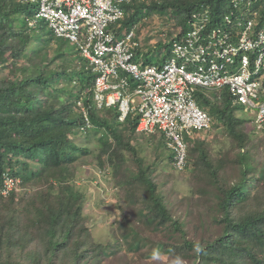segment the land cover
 <instances>
[{"label":"trees","instance_id":"obj_1","mask_svg":"<svg viewBox=\"0 0 264 264\" xmlns=\"http://www.w3.org/2000/svg\"><path fill=\"white\" fill-rule=\"evenodd\" d=\"M226 1L132 3L125 7L123 29L135 26L146 11L168 13L171 20L178 17L180 36L147 53L154 56L148 61H156L155 56L160 61L163 52H167L163 60L170 58L172 43L188 32L196 11L207 10L217 25L227 16L236 18L239 10L251 19L258 12L255 25L263 23L264 0H232L227 6ZM228 12L231 15L225 16ZM36 14L35 7L19 0H0V186L6 174L21 180L8 197L0 195V264H140L128 260L132 251L148 259L174 256L177 264H264V158L258 157L247 130L254 118L241 117L242 108L226 92L196 91L199 106L214 121L212 131L223 127L232 147L215 159L204 141L199 142L191 168L192 137L187 139L190 156L185 169L192 170L199 182L211 184L215 196L212 207L203 201L194 216L201 222L189 230L187 220L174 214L177 209L153 181L152 164L136 157L135 140L143 137L136 133L138 115L119 122L113 109H102L104 115L100 114L89 91L94 76L72 71L63 63L62 52L48 61L51 56L41 41L51 52L60 49L51 31L44 37L37 32L39 27L28 26ZM226 28L234 32L231 25ZM82 131L86 141L78 143L74 135ZM100 134V145L93 150L90 138ZM232 153L235 159L230 158ZM126 154L137 161L138 172L126 184L128 204L119 211L118 238L98 241L84 216L87 198L75 184V164L90 155L99 164L108 161L118 172ZM207 217L212 218L211 225L205 223ZM212 232L216 237L207 239ZM201 233L203 238H198Z\"/></svg>","mask_w":264,"mask_h":264},{"label":"built area","instance_id":"obj_2","mask_svg":"<svg viewBox=\"0 0 264 264\" xmlns=\"http://www.w3.org/2000/svg\"><path fill=\"white\" fill-rule=\"evenodd\" d=\"M23 1L38 4V16L47 21L55 36L77 44L83 55L98 67L108 65L102 60L106 56L111 66L128 71L140 81L133 94L116 92L111 94L109 102L125 94L138 95L144 103L141 110L145 112L140 130L165 132L170 146L177 152L180 169L187 156L184 135L192 136L195 129L211 127V118L194 100L195 87L207 90L228 87L239 103L255 110L257 128H264V27L262 32L257 30L260 21L255 25L254 19L258 13L253 14L254 19L238 21L236 33L215 30L208 38L203 36V31L210 20L209 13H194L191 31L183 41L174 43L176 59L163 70L149 67L141 71L132 64L133 50L139 47L136 30L121 38L116 36L125 16L124 6L140 0ZM226 20L233 25L231 17ZM107 80V77L97 80L99 100L105 89H117L106 85ZM126 102L122 104L126 106ZM131 109L134 107L123 108L125 112Z\"/></svg>","mask_w":264,"mask_h":264},{"label":"rangeland","instance_id":"obj_3","mask_svg":"<svg viewBox=\"0 0 264 264\" xmlns=\"http://www.w3.org/2000/svg\"><path fill=\"white\" fill-rule=\"evenodd\" d=\"M154 1L159 2V0ZM231 3L232 0H228L224 5L227 6ZM35 11L37 12V5ZM238 14H241L240 10ZM227 15L231 14L228 12L225 16ZM177 18L178 17H175L174 20H171V16L168 15V13L162 14L153 10L141 14L137 24H139V32L142 31V33H140V35L142 34V48L151 51L154 49L152 47L159 43H171L170 37L179 33V29L175 25ZM31 20L39 23V30L36 29L39 35L47 36L50 29L46 22L37 17H33ZM244 20L245 18L242 21ZM226 27L227 23L224 19L222 24L216 26V29H224ZM54 40L60 51L51 52L47 50L46 44H43L44 41H41V48L43 47V51H46L51 56L48 58V61L54 58L59 52H62L64 54V56H62L63 63L69 66L72 71L79 69V72H86L85 67H88V62L82 56L77 45L67 40ZM240 108H242L239 111L240 116L249 121L253 110L249 107ZM100 114H103V112ZM247 130L252 138V143L256 144L255 147L259 152L258 157L264 158V129L259 130L253 123L248 125ZM85 136L84 131H82V134L74 135V139L76 142L81 143L86 141ZM160 136H163V134L156 133L155 136L144 134L142 137L143 140H135V144L137 145L136 157L144 158L146 160V165L152 164L151 166L154 170L153 181L160 185L161 191L166 193V200L170 202L173 207L175 206V210L177 209V212L175 211L176 213L174 212V214L184 217L189 223V230H192L194 226L197 227L199 222H201L199 217L194 220V216L198 215L197 210L203 208V201H206L211 207L215 205L213 204L215 196L211 195V189L213 187L209 183L205 184L195 179L194 174L191 172L192 170H186L181 173L175 171L172 167L170 153L168 149L162 146L163 140ZM227 136L228 134L225 129L218 125L210 134L194 133L190 140L189 152L192 153L196 145L204 141L205 146L209 149L213 158L217 159L222 155L228 154L227 152L230 151L232 147L231 140L228 139ZM90 139L92 140L91 148L94 150L97 145H100L99 140H102L101 134L97 138L92 137ZM154 147L159 148L156 149ZM156 155L160 156L159 161H156ZM125 156L126 159L120 164L121 167L118 169V172H115V168L108 161L99 164L98 160L90 155L83 157L85 159L81 160L78 165L75 164L77 168L75 184L84 192L87 198L84 206V216L88 217L89 226L92 228L94 237L97 238L98 241H112L118 238L117 229H119L122 224L119 211L121 207H125L126 204H128L127 189L129 188H126V184H129V180L135 178L138 172V163L136 160L134 161V157L128 154ZM190 157L191 168H195L194 162L197 159V154L192 153ZM230 158L235 159L233 153L230 155ZM230 173L232 174V172ZM164 181L165 183H163ZM163 184H165L164 187H162ZM197 190H202V193H197ZM256 190H258V187H256ZM210 197H212L211 200ZM188 212H192L193 215L187 217L185 214ZM204 221L211 225L212 218H204ZM216 229L217 227L215 226V230ZM193 231L196 232V229ZM157 235L158 234L154 233L150 234V236L154 238H156ZM159 236L163 237L161 235ZM203 236L204 235L201 233L198 238H203ZM211 237H216V235L212 232L207 236V239ZM140 253L138 251L127 253L128 260H134L140 264H177L178 261V258L169 255L148 259L140 255Z\"/></svg>","mask_w":264,"mask_h":264},{"label":"clouds","instance_id":"obj_4","mask_svg":"<svg viewBox=\"0 0 264 264\" xmlns=\"http://www.w3.org/2000/svg\"><path fill=\"white\" fill-rule=\"evenodd\" d=\"M143 1L150 2L152 0H140V1H135V2H132V3H141ZM19 2H21L24 5H30L32 7H35V9H36V5H37V14L34 17L40 18L38 16V13H39V5L38 4H34V3H31V2H24L23 0H19ZM159 2H162V0H159ZM132 3H130V4H132ZM130 4H128V5H130ZM250 4L251 3H249V5ZM126 6L127 5L124 6L125 14H126V10H125ZM196 12H194V13H196ZM203 12L204 13H209L205 9H203ZM256 13H258V12H256ZM193 14H192V17H193ZM168 15H170V14H168ZM258 16H259V13H258ZM192 17L189 19V22H188V27H189L188 32L183 37H181L180 39H177L175 42L183 41L185 39V37L188 35L189 31H191L190 20L192 19ZM209 17H210V15H209ZM227 17H230V16H227ZM237 17H239L238 20H240V21H242L244 18H245L244 21H248L249 19H251V17L248 16V13H243V11H241V14H238ZM32 18L33 17H31L28 20V26H30L32 28H37L39 23H36V21H32L31 20ZM226 18H225L226 23L228 25H231L233 30H234V33H236V24L238 23V20L232 18V20H233V25H232V24H229L227 22ZM41 19L43 21H45L46 24L49 26V24L47 23V21L45 19H43V18H41ZM252 19H254V16L252 17ZM124 20H125V16H124V19L121 22V29L116 32V36H117V38H121L123 36V34L128 33V32H130L133 29L136 30L137 36L135 38V41H137L139 43V47H137V48H135L133 50L132 64L134 66H136L138 70L145 71L149 67H156L159 70H163L164 67L167 64H169L174 59H176V56L173 53V48H174V43H175L174 42V43H172V49H171L170 58H168L166 60L165 59L163 60L164 54L166 55L167 52H163L162 51L164 54L162 53L160 61L159 60L148 61L149 58H152L154 56H147V53H149V52H151L153 50H156V47L158 46V44L153 46L152 48H154V49L151 50V51L150 50H145L144 48H142L143 47L142 37H141L142 34L140 35V33H142V31L139 32V24H136L135 26L130 27V28L123 29V25L122 24H123ZM175 25L178 27L179 33L177 35L174 34L173 37L177 38L178 36H180V34L182 32V29L178 25V19H177ZM216 26H218V25L214 24V23L212 24V21H211V18H210L209 22L206 25V28L203 31V34H204L203 36L205 38H208L209 36L212 35L213 31H215V30H222V31L226 30V31H229L228 28L216 29ZM262 27H264V20H263L262 24L260 23V25H258V29L257 30H260V32H262ZM49 29L52 32L54 39L69 41L68 39H65V38L56 37L54 31L50 28V26H49ZM260 37H259V39H260ZM159 44H161V43H159ZM166 44L168 45V43H166V42L163 43L162 45L166 46ZM77 47H78L79 51L81 52L82 56L88 62V67H85V71H88L89 73H91V75L94 76L93 85H92V87L90 88L89 91L92 92L91 96H92V99L95 101L97 110H99V112H102V109H113V110H115L118 113L119 122H124L131 114L138 115L136 133L141 134V135L149 134V135H152V136H155L156 133H162L163 136H160V137L162 138L163 143L165 144V148L168 149V151L170 153V156H172V154L174 156L173 159H171L173 161V168L178 173L179 172H184L186 170L185 168L187 166V159L189 157L187 139L192 137V136H188L186 134L184 135V142H185L186 147H187V149H186L187 156H186L185 165H184L183 169H180L178 167V165H177V152L173 149V147L170 146L171 141L167 138V135L165 134V132H163V131H161L159 129H156L154 132H149L147 130H140V125H141V122H142V119H143V116H144L145 112L141 110V107H142V105H144V103H143V101L141 100V98L138 95L134 94L133 96L129 97L128 95L125 94V95H123V97H120L119 100H117L115 102H113V101L109 102V97H111L113 95V93L120 92L122 94L125 91H129V95L133 94L134 93L133 91L136 90L137 87L139 86L140 81L137 80L134 77V75H131L128 71H126L124 69H121V68L118 69V68H115L114 66H111L110 65V59L107 58L106 56L102 57V60L108 65H106V66L102 65L101 67H98L94 62H92V60L89 57H86L85 55H83L82 50L79 48L78 45H77ZM155 57L158 59V56H155ZM236 63H237V60H236ZM236 63L234 65V67H236ZM239 65L240 64H238V66ZM103 77H107L108 78V80L106 82V85H108L109 87H117V89H113V88L105 89L102 92L103 98L99 100L97 98V94H98V92H97V80L100 79V78H103ZM255 78H257V77H255ZM124 82L127 84V86H124V84H123ZM194 89H195V91L193 93L194 100L196 101L198 107L201 110H203V109L199 106L198 101L196 99V91L198 89L205 90L207 92H217L219 94H223L225 92L228 93L233 98V104L235 106L249 107V108H251L253 110V113H252V117L254 118L253 123H254V126L257 128V126L255 124V120H256L255 110L252 107H250V106H247V105L239 103L238 100H237V97H235V96H233L231 94V92H230L228 87H223L221 89H212V90L211 89L207 90V89H203V88H200V87H195ZM128 98H129V100H128ZM123 101H127L126 102V106H124V104H122ZM79 105H81V104L79 103ZM128 106H130V108L134 107V109H131L130 111L125 112V110H123V108H126ZM82 109H83L84 114H86L84 107ZM203 111L206 112L205 110H203ZM206 113L208 114V112H206ZM209 117L211 118L210 115H209ZM213 122L214 121L211 118V127H210L209 130H201V131H199V130L195 129V130H193V134L194 133H208V134H210V132L212 131V128H213ZM89 128H91V124L88 125L87 129H89ZM260 130H262V129H260ZM2 180H3V187L0 186V191H1L0 195L5 196V197H8L10 195V193L14 189H16L18 187V184L21 183L20 179L14 178L11 174L10 175L9 174L4 175Z\"/></svg>","mask_w":264,"mask_h":264}]
</instances>
